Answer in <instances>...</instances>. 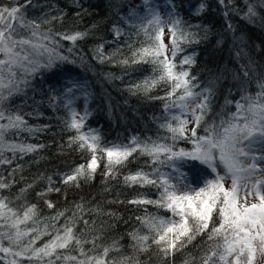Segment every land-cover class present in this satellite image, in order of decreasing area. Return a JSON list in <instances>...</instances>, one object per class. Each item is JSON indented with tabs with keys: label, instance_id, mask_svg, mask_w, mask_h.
<instances>
[{
	"label": "snow or ice",
	"instance_id": "snow-or-ice-1",
	"mask_svg": "<svg viewBox=\"0 0 264 264\" xmlns=\"http://www.w3.org/2000/svg\"><path fill=\"white\" fill-rule=\"evenodd\" d=\"M31 3L26 0L22 5L16 0L14 4H0V165L43 148L42 144L13 137L35 135L47 127L29 125L24 115L10 111L6 102L24 94L40 71L52 69L58 62L75 63L61 54L62 41L72 43L67 49L71 53L77 41L88 35L53 31L50 25L57 17L28 19L24 9ZM140 8L125 18L131 33L114 29L116 36H135L127 44L130 56L118 62L125 67L151 66V74L129 91L164 101L162 114L153 117L158 132L155 137H133L127 144L102 145L95 129L85 130L90 115L87 108L81 114L74 106L75 94L83 92L86 96V86L72 83L64 94L67 112L63 123L65 130L73 132L68 145L90 155L86 163L63 174L62 183L78 187L82 180L94 179L102 159L103 175L115 179L129 158L138 154L147 157L150 170L130 172L122 177L123 182L151 186L156 199L139 194L129 203L152 205L168 215L148 213L145 208V215L137 219L147 232H130L132 255L122 254L117 259L109 258V254L121 252L118 241L102 245L97 243L99 235H89L92 227L84 216L101 212L99 206L86 208L79 203L71 215L64 210L42 218L37 205L16 206L0 195V264H140L139 254L153 245L167 264H175L172 257L189 245L199 251V256L187 253L182 264H264V72L257 71L250 59L241 64L243 79L240 73L233 74L239 98L225 97L220 110L213 113L220 77L201 86L191 72L195 54L182 55L185 45L199 42V33L192 30L196 26L182 22L173 0H142ZM203 8L201 4L199 10ZM261 13L264 0H249L245 18L255 20ZM119 51L105 55L103 45H99L95 55L103 63ZM236 56L247 57V53L241 48ZM252 85L255 91L250 90ZM158 87L164 89V96L149 95ZM229 93L232 95L231 89ZM181 142L187 147H181ZM47 180L46 191H60L52 187L51 177ZM8 187L0 176V190ZM31 187L29 184L20 191ZM46 203L55 207L50 201ZM61 218L63 224L59 223ZM77 221L84 225L79 233ZM45 236L48 239L37 246ZM198 237L203 238L201 243L194 244Z\"/></svg>",
	"mask_w": 264,
	"mask_h": 264
},
{
	"label": "trees",
	"instance_id": "trees-1",
	"mask_svg": "<svg viewBox=\"0 0 264 264\" xmlns=\"http://www.w3.org/2000/svg\"><path fill=\"white\" fill-rule=\"evenodd\" d=\"M18 2L23 5L26 0ZM173 2L182 22L185 25L196 26L192 30L199 33V42L185 45L186 52L182 53L195 54V63L191 67L192 74L198 78L201 86L220 77L216 81L217 94L213 106V113L218 112L224 104L225 97L239 98L233 74L240 73L243 79L241 64H246L250 59L257 71L264 72V13L255 20L246 19L245 11L249 0H173ZM14 3L16 0H0V4L3 5ZM139 3L140 0H32V3L27 5L24 12L28 19L57 17L58 19L52 20L50 25L53 31H81L87 32L88 35L77 41L71 53L67 49L73 47L72 43L62 41L61 54L75 63L58 62L52 69L40 71L32 79V88L8 105L10 111L23 114L29 125L47 127L35 135L22 133L13 137L21 142L42 144L43 148L23 158L17 156L11 164L0 165V176L10 185L0 190V195L8 197L16 206L22 203L37 205L42 218L52 217L58 211L64 210H68L66 215H71V210L79 203H83L86 208L99 206L101 212L84 216L92 227L89 235H99L97 243L102 245L118 241L121 252L113 251L109 254V258L117 259L122 254L132 255L130 232L137 229L141 234L147 232L137 219L145 215V208L148 213L168 215L163 209H157L152 205L129 203L139 194L156 199V191L151 186H128L122 179L124 175L141 168L149 171L146 165L147 157H138V154H134L129 158L127 165L120 168V174L115 179L110 177L106 179L103 175L102 159L94 179L82 180L78 187L64 185L63 174L86 163L90 154L79 151L75 145L69 147L68 140L73 132L65 130L63 123L67 109L64 105L53 106L54 100H51V97L55 96V93L50 85L58 82L64 74L81 78L90 85L92 112L85 123V130L95 129L102 145L127 144L133 137H155L158 129L153 117L162 114L164 101L129 91L130 87L142 82L151 74V66L121 65L118 61L130 56L131 51L127 44L135 40V36L126 34L116 36L114 32L116 28L122 29L125 33L133 31L125 23V18L131 11H140ZM201 4L204 5L202 11L199 10ZM99 45H103L105 55L112 54L117 49L120 51L113 55L111 60L101 63L95 55ZM241 48L247 53V57L236 56V52ZM179 58L177 57V60ZM229 89L232 90V95ZM250 90L255 91V86L252 85ZM149 95L162 97L165 91L158 87ZM180 146L187 147L183 142ZM7 155L11 157V153ZM18 165L20 167H17ZM47 177L52 178V187L59 188L60 191H46L49 185ZM29 184L32 187L21 193L20 190ZM41 192H46V195H38ZM46 201H50L55 207L49 208ZM92 221H95L94 225ZM59 223L63 224L64 219L61 218ZM83 227L82 221H77L76 232L79 233ZM47 239L45 236L37 242V246ZM202 239L198 237L194 244H200ZM85 247L88 248L90 245ZM187 253L199 256V251L193 245H189L184 252L172 257L175 264H182ZM138 258L140 264H167L155 245L148 252L140 253Z\"/></svg>",
	"mask_w": 264,
	"mask_h": 264
},
{
	"label": "rangeland",
	"instance_id": "rangeland-1",
	"mask_svg": "<svg viewBox=\"0 0 264 264\" xmlns=\"http://www.w3.org/2000/svg\"><path fill=\"white\" fill-rule=\"evenodd\" d=\"M142 0H140V3L138 4L139 6L141 5ZM141 10V8H140ZM132 12V11H131ZM162 14H163V10H162ZM166 42H167V29H166ZM74 82H79L82 85L86 86V96L83 92H77L76 95V99L74 101V106L77 108V110L83 114V111L85 110V108H87V110L89 111V113L91 114L92 112V95H91V88L90 85L88 83H86V81H84L81 78H77V77H69V75L64 74L61 76V78L59 79L58 82H55L54 84L50 85V87L52 88V90L55 93V97H59V99L54 100L53 106L57 105H64V94H65V90L67 87L71 86L72 83ZM32 88V80L30 83V86L27 88V90ZM20 95H16L13 96L9 101H7V105H10L12 103L15 102V100H17ZM90 116V115H89ZM146 232V231H145Z\"/></svg>",
	"mask_w": 264,
	"mask_h": 264
}]
</instances>
